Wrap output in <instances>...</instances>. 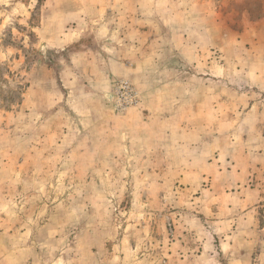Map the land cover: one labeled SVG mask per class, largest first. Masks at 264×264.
<instances>
[{
	"label": "rangeland",
	"instance_id": "374dc122",
	"mask_svg": "<svg viewBox=\"0 0 264 264\" xmlns=\"http://www.w3.org/2000/svg\"><path fill=\"white\" fill-rule=\"evenodd\" d=\"M95 14L157 16L105 90ZM123 79L140 102L116 111ZM234 174L256 229L222 243ZM262 223L264 0H0V264H264Z\"/></svg>",
	"mask_w": 264,
	"mask_h": 264
},
{
	"label": "crops",
	"instance_id": "0c3cea01",
	"mask_svg": "<svg viewBox=\"0 0 264 264\" xmlns=\"http://www.w3.org/2000/svg\"><path fill=\"white\" fill-rule=\"evenodd\" d=\"M109 19H110V16L109 15L105 16L104 14L87 15V17L85 16V18L82 19L83 21L86 20L88 22L86 23L87 25H90L88 26V28H84V31H83L84 33L83 35H85L87 32L90 34V43L92 42V40L95 41L98 39L100 35L99 33H101V35H105L107 39H113L114 41V42L113 41L108 42V44L111 46L112 49H109V47H107L108 50L113 51V55L107 53L103 61L101 57L97 58V56L93 55L95 53L94 51H90V52L87 51V53L88 52L91 53L90 54V59H91L90 64L92 65L91 69L98 70L96 72H94V70H91L92 71L91 74L92 73L94 74V75H91V77L98 78V80L101 83V84L99 83L98 86H100L101 90H105L106 87L109 86L110 84V80L112 77L110 69H113L115 71H120V68L121 69L123 68V61L121 59L122 57H120V55H117V54L127 52V51H129V53L131 54L133 52L149 54V53L158 51L157 49L158 33H156L154 41H152L151 43H149V40L147 39L144 40V37L146 34L149 38H151L150 32L152 33L154 32V30H152L153 27L151 28L150 27L146 28V27L150 23L156 21L157 16L139 15V14L137 15L136 14H118V15L116 14L114 18L112 19V21H114L113 26L110 23L102 24L101 31H98V32L96 29H94L95 27L92 24H89V21L97 20L99 21V25L101 26L102 21L106 22ZM94 33L95 35H93ZM93 36L95 37V39L92 38ZM132 38L134 41H132ZM121 44H125V45L121 46ZM124 47H128V48L131 47V49L125 50ZM96 52H99V50L97 49ZM95 60H99L98 67H96ZM140 61L141 59H139V62L137 63H140ZM137 63H136L137 67H141L143 65V64L139 65ZM112 108L116 110L115 107H112ZM111 111L112 109H107L105 113L108 114L109 116ZM118 113L121 114L123 112H118ZM102 127L103 128H101L100 132L111 131L114 129L115 126L111 125L110 120L108 121L106 120V123ZM197 173L199 174V172ZM187 174H188V170H184L185 177ZM200 175L203 176V174H200ZM184 176L181 177L180 179L181 180L184 179ZM232 177H235L234 179H232L233 182L231 186L234 189L231 188L227 191L226 188H224L223 190L221 189L213 193V203H218L219 205L218 207H220V212H222L223 214L227 213V215L222 216V218H219V220L217 221L218 229L221 228L220 227L221 224L228 223L229 225V226L223 227L222 236L220 237L221 238L220 241L222 243H224V239H222L223 235L225 234L229 235L231 231L233 230H235L234 231L235 233L236 230L238 229H241V230L244 229L245 230L244 233L247 235L249 231L251 232L252 230L256 229L255 225H254L255 228L254 226H252L254 222H251L250 220L254 213L253 206H255V204H253V201H252L253 191L249 187H246L245 184L240 185L238 182L239 178L236 174L232 175ZM189 178H191V176ZM196 178L198 179V177ZM242 179H244V177ZM182 181H187V180H182ZM240 217L242 218V220H240ZM260 229H264V223L260 224ZM228 239L231 242L232 236H230V238ZM245 241H247V239H245ZM248 242L253 243L251 240ZM234 249L236 248L234 247ZM235 256L239 257L240 260L242 259L243 261H247L246 259L247 254H244V257L240 255H236L235 250H234L232 256H229L230 262L233 259L236 260Z\"/></svg>",
	"mask_w": 264,
	"mask_h": 264
},
{
	"label": "built area",
	"instance_id": "2783aa9c",
	"mask_svg": "<svg viewBox=\"0 0 264 264\" xmlns=\"http://www.w3.org/2000/svg\"><path fill=\"white\" fill-rule=\"evenodd\" d=\"M115 107L122 111L140 102V95L137 88L129 80H121L114 91ZM171 227V225H170ZM172 231V228H170Z\"/></svg>",
	"mask_w": 264,
	"mask_h": 264
}]
</instances>
